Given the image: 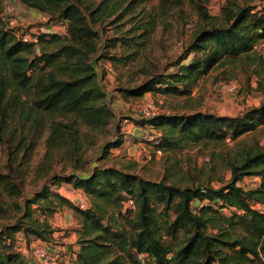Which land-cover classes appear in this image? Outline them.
<instances>
[{"label":"trees","instance_id":"16d2710c","mask_svg":"<svg viewBox=\"0 0 264 264\" xmlns=\"http://www.w3.org/2000/svg\"><path fill=\"white\" fill-rule=\"evenodd\" d=\"M17 1L46 17L48 27H62L40 34L38 43H25L17 29L3 22L0 0V142H14L5 145L8 161L0 169V194L13 199L16 211L12 222L0 224V264H37L19 249L16 238L50 242L55 233L50 219L65 207L82 218L80 249L71 254L72 264H264V99L235 117L196 111L143 114L136 120L139 132L158 133L155 150L166 155L235 142L221 155L231 174L227 182L202 174L153 180L102 162L124 139L96 64L104 58L126 66L158 44L168 50L175 30L171 19L177 17L173 11L183 1L160 0L142 23L132 18L135 27L107 40L106 48L122 51L106 55L107 26L134 11L135 2ZM208 2L190 0L199 19L183 53L163 67L160 61L142 66V82L118 88L124 98L148 92L191 96L211 71L225 67L243 71L249 82L247 67L263 62L257 46L264 43V0H226L218 15L210 13ZM121 32L118 27L116 34ZM112 128L116 135L110 139ZM41 137L43 159L30 176L48 183L26 197L17 160L21 155L26 160ZM97 150L99 161L93 164L90 153ZM61 163L65 168L56 172L55 164ZM249 176L261 178L258 187L239 185ZM63 185L82 190L88 206L51 188ZM0 219H8L1 203Z\"/></svg>","mask_w":264,"mask_h":264},{"label":"rangeland","instance_id":"374dc122","mask_svg":"<svg viewBox=\"0 0 264 264\" xmlns=\"http://www.w3.org/2000/svg\"><path fill=\"white\" fill-rule=\"evenodd\" d=\"M131 1L135 2V10L129 12L116 23L107 26V33L103 37L106 41L102 43V47L105 45V48L102 50L103 55L109 52L116 53L122 51L121 47H117L116 49L106 48L107 44L110 43L107 40L120 36L122 33H126L129 29L135 27L136 23L134 21L136 19H138L137 22L141 21L142 23L145 15L153 13L160 3V0H127V4ZM182 1L184 4L179 9L173 11L177 17L171 19L175 25V30L168 40V50L161 48L162 45L158 44L154 45L153 48L151 47L152 49L147 50V54L141 60L133 61L126 66L121 64L114 66L112 62L104 58L96 64L100 81L103 83L108 95L109 104L114 109L116 115L115 126L121 127L120 134L124 139L123 145L119 148H113L108 158L102 162L103 164L114 165L120 168L129 167V169L134 170L135 173L140 174L142 177L153 180H162L168 177L173 181L174 178L170 177V174H175L177 179L181 177V174H192L193 176L202 174L206 176V179L210 175L214 179L223 177V181L227 182L231 174L223 165L221 155L233 149L235 142L229 141L224 148H217L213 145H197L177 154H158L153 143L157 137L152 139L157 133H152L151 130L146 129L143 133H136V130H134V128H137L136 120L144 118L143 114L147 107L146 105L149 103L155 106V113L182 114L208 111L228 117H235L242 114L246 109L259 106L264 99V43L257 46L258 55L261 56L263 65L253 64L247 67L250 76L249 82L243 71L225 67L211 71L199 82V85L194 89L191 96L161 93L155 95L153 92H148L143 97H130L126 99L118 91L119 87H130L142 82L144 74L142 71L140 72V68L142 66H149V61L154 63L160 61L159 64L163 67L167 62L176 60L183 53L199 18L193 6L189 3L190 0ZM225 1L209 0L208 8L210 13L218 15ZM11 3L14 6V12L9 18L17 23L14 26L17 30L28 32L32 28L44 27L46 29L49 26L48 21L33 18L35 10L28 9L17 0H11ZM132 18H135V20L133 21ZM53 25L58 28L62 27V24L59 23H54ZM118 27H120L122 32L117 35L116 30ZM58 30L62 33L65 31L64 29ZM166 54L167 56H165ZM219 76L220 79L216 81ZM115 135V130L112 128L110 139H113L111 136ZM42 139L43 137L39 138L35 149L26 160L22 158V155L17 160V165L26 179L24 188L26 197L31 194V191H35L43 184L48 183L44 179L34 182V179H31L30 176L33 173L34 167L43 159L44 144ZM262 142L264 143V139ZM102 143L103 141H101L100 146ZM13 144L14 142L10 141L4 144L0 142V169H3L8 161V157L4 152L5 145L12 147ZM90 156L93 164H96V161H99L100 151H93L90 153ZM20 163L22 164L20 165ZM55 168L56 172H61L65 168V165L62 163L55 164ZM260 181V177L249 176L239 182V185L245 189H252L258 187ZM212 182L215 186L220 185L217 180ZM51 188L57 189L62 194H66L71 201L73 200L77 204L79 202V204L88 206L83 192L71 185H63L59 189L54 186ZM77 198L78 202H76ZM13 202V199L0 194V203L8 208V219H0V224L5 221L12 222L13 216L16 213L13 210L15 208L12 204ZM36 213L41 216L40 212L36 211ZM50 223L55 233L53 240L45 242L48 246L43 241L31 240V243L25 242L21 234L16 238L17 246H19V249L24 252L31 262L37 264H72L70 262L71 254L80 249V245L77 243L80 236L79 230L82 229L80 214L73 208L65 207L50 219ZM65 242L68 243L66 249L63 248ZM46 246L50 250V253L57 255L59 252L61 258L58 256L46 262L35 256L34 250L36 248Z\"/></svg>","mask_w":264,"mask_h":264},{"label":"built area","instance_id":"2783aa9c","mask_svg":"<svg viewBox=\"0 0 264 264\" xmlns=\"http://www.w3.org/2000/svg\"><path fill=\"white\" fill-rule=\"evenodd\" d=\"M1 4H2L1 17H2L3 22L7 25V28L16 29V27H14V26H16L17 23L14 20L9 18L11 16V14L14 12V6L12 5L11 0H1ZM41 20L47 21V18L43 16V17H41ZM54 32H57L55 26H50V27H47L46 29H44V27L32 28L28 32H24L22 30H17L18 36H20L22 38V41L25 43H38V38H39L38 36L40 34L54 33ZM146 106L147 107L144 111V114L147 117L154 116L157 114V113H155V110H154L155 106L152 103H149ZM157 136H158V133H157V135L153 136L152 139L156 138ZM157 153L161 154L162 151L159 150V151H157ZM130 204H133V202L130 201ZM34 254H35V256H37L38 258H40L46 262H49L50 260H53L55 257L59 256L58 254L55 255L53 253H50V250L48 249L47 246L36 248L34 250Z\"/></svg>","mask_w":264,"mask_h":264},{"label":"crops","instance_id":"0c3cea01","mask_svg":"<svg viewBox=\"0 0 264 264\" xmlns=\"http://www.w3.org/2000/svg\"><path fill=\"white\" fill-rule=\"evenodd\" d=\"M41 17H43V15H41L39 12H36V11H34V13H33V18H36V19H41ZM134 130H136V133H138V134H140V132H139V129H137V128H134ZM78 190H80V189H78ZM77 190V191H78ZM80 191H82V190H80ZM83 192V191H82ZM62 194V193H61ZM84 194V193H83ZM64 196H66L67 197V195L66 194H63ZM85 196V195H84ZM67 198H69V197H67ZM85 198V200L87 201V198L86 197H84ZM78 201V198L76 199V202ZM72 202H74L73 200H72ZM67 232V231H66ZM69 232V231H68ZM65 233V232H64ZM63 233V234H64ZM66 234V233H65ZM63 245H65V246H63V248L64 249H66L67 247H68V243H64Z\"/></svg>","mask_w":264,"mask_h":264}]
</instances>
